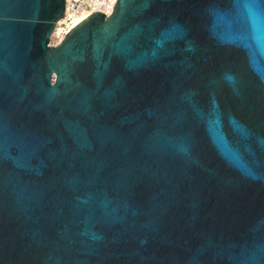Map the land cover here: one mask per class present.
Segmentation results:
<instances>
[{
	"label": "water",
	"instance_id": "1",
	"mask_svg": "<svg viewBox=\"0 0 264 264\" xmlns=\"http://www.w3.org/2000/svg\"><path fill=\"white\" fill-rule=\"evenodd\" d=\"M0 0V264H264V0Z\"/></svg>",
	"mask_w": 264,
	"mask_h": 264
},
{
	"label": "built area",
	"instance_id": "2",
	"mask_svg": "<svg viewBox=\"0 0 264 264\" xmlns=\"http://www.w3.org/2000/svg\"><path fill=\"white\" fill-rule=\"evenodd\" d=\"M117 0H65V14L58 20L51 44L59 45L70 29L92 13L105 14V18L113 15ZM52 40H55L52 43Z\"/></svg>",
	"mask_w": 264,
	"mask_h": 264
},
{
	"label": "rangeland",
	"instance_id": "3",
	"mask_svg": "<svg viewBox=\"0 0 264 264\" xmlns=\"http://www.w3.org/2000/svg\"><path fill=\"white\" fill-rule=\"evenodd\" d=\"M55 40H52V43L54 42Z\"/></svg>",
	"mask_w": 264,
	"mask_h": 264
}]
</instances>
